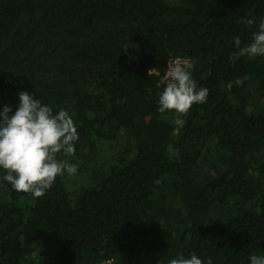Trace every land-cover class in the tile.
Instances as JSON below:
<instances>
[{
	"label": "trees",
	"instance_id": "1",
	"mask_svg": "<svg viewBox=\"0 0 264 264\" xmlns=\"http://www.w3.org/2000/svg\"><path fill=\"white\" fill-rule=\"evenodd\" d=\"M261 20L264 0H0V111L27 91L79 134L41 197L0 169V264L264 255V56L230 60ZM170 57L209 89L183 127L158 111Z\"/></svg>",
	"mask_w": 264,
	"mask_h": 264
},
{
	"label": "clouds",
	"instance_id": "2",
	"mask_svg": "<svg viewBox=\"0 0 264 264\" xmlns=\"http://www.w3.org/2000/svg\"><path fill=\"white\" fill-rule=\"evenodd\" d=\"M241 23L251 26L254 20L242 18ZM234 42L237 50L230 57L232 62L241 57L264 56V20L260 21L258 30L252 33L246 46H241L239 37ZM191 68L186 59H170L165 76L168 82L158 100V111L175 112L174 123L180 127L185 123L182 117L194 104L206 103L209 95L208 88L197 87L189 71ZM247 78L230 81L228 89L231 90L233 84L242 85ZM19 97V106L14 113L7 105L0 111V169L6 173L3 179L15 191L31 193L38 198L65 171L69 175L76 174L77 166L67 160H58L57 154L62 151L65 156H73L79 134L66 110L54 114L52 107L42 104L27 91L20 92ZM169 264H205V261L193 253L190 258L181 255L171 259ZM206 264H213L211 257ZM250 264H264V255H251Z\"/></svg>",
	"mask_w": 264,
	"mask_h": 264
},
{
	"label": "built area",
	"instance_id": "3",
	"mask_svg": "<svg viewBox=\"0 0 264 264\" xmlns=\"http://www.w3.org/2000/svg\"><path fill=\"white\" fill-rule=\"evenodd\" d=\"M180 59L181 61H183V60H188L190 63H191V61L188 59V58H186V57H170L169 59H168V61L170 60V59ZM168 61H167V65H168ZM192 65V64H191ZM167 71V70H166ZM165 76H166V73H165V75L163 76V81L167 84V80L165 79Z\"/></svg>",
	"mask_w": 264,
	"mask_h": 264
},
{
	"label": "rangeland",
	"instance_id": "4",
	"mask_svg": "<svg viewBox=\"0 0 264 264\" xmlns=\"http://www.w3.org/2000/svg\"><path fill=\"white\" fill-rule=\"evenodd\" d=\"M51 248H48L47 246L44 248V254L47 256V253L48 251L50 250Z\"/></svg>",
	"mask_w": 264,
	"mask_h": 264
}]
</instances>
